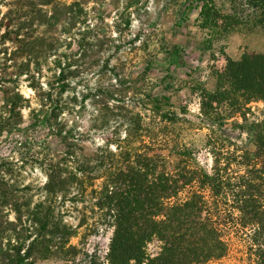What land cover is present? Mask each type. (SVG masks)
Masks as SVG:
<instances>
[{"label": "trees", "instance_id": "16d2710c", "mask_svg": "<svg viewBox=\"0 0 264 264\" xmlns=\"http://www.w3.org/2000/svg\"><path fill=\"white\" fill-rule=\"evenodd\" d=\"M23 1L27 9L9 8L0 19V138L18 134L28 142L31 130H46V140L32 141L45 180L11 184V162L0 155V264H221L232 236L264 264V113L253 109L264 101V52L239 59L225 54L215 88L200 89V129H208L211 170L200 166L196 148L183 138V126L193 124L188 109L178 113L170 96L142 91L139 82L153 63L126 92L140 95L139 103L126 105L113 85L97 93L104 107L99 111L111 112L100 128L111 137L88 149L91 133L61 117L71 86L67 50L84 8L78 1ZM245 3L248 23L264 30V0ZM193 8L199 9L200 26L212 33L232 17L214 0H187L181 24ZM19 13L25 21L11 27ZM167 52L170 64L182 58L179 47ZM22 81L34 91L37 107ZM26 108L31 121L24 126ZM231 131L245 134V142ZM103 230L110 236L101 260L82 240Z\"/></svg>", "mask_w": 264, "mask_h": 264}, {"label": "rangeland", "instance_id": "374dc122", "mask_svg": "<svg viewBox=\"0 0 264 264\" xmlns=\"http://www.w3.org/2000/svg\"><path fill=\"white\" fill-rule=\"evenodd\" d=\"M66 1L80 2L84 13L73 30L78 35L72 38L67 50L72 61L69 75L71 86L63 96L66 109L61 117L69 122V126L77 125L83 131L91 133L84 145L93 149L96 143H102L111 137V133L100 128L111 112L104 109L99 111L104 107L102 97L97 96V93H101L104 87L113 85L115 91L126 98V105L139 103L140 95L126 92L146 71L148 64L153 63L146 80L139 82L142 91L149 89L156 95L170 96L171 109L178 113L188 109L186 117L193 124L186 123L187 126H183V138L196 148L200 166L211 170L212 155L206 144L208 129H200V89L215 88L216 75L226 65L225 54L239 59L245 52H264V30L248 23L250 10L245 0H214L223 14L232 16L214 33L200 26L202 18L196 8L188 14L186 22L180 23L187 0ZM22 4L27 9L26 1L0 0V19L9 8L15 9ZM13 18L9 23L14 28L25 21L24 14L19 13ZM62 30L63 26L60 25L57 31ZM4 31L5 25L0 20V37ZM21 33L26 34L27 29L24 28ZM7 44L11 48L14 45L10 40ZM174 47L181 48L182 58L179 62L170 64L172 62L167 51ZM106 63H109L108 67ZM116 75L120 76L121 84L116 81ZM27 84V81H22V90L27 96L33 97L34 91ZM31 105L37 107L34 97ZM253 109L260 116L264 113V101L253 103ZM23 114L26 126L31 121L30 109H24ZM46 133L44 129L31 130L28 142L18 134L0 138V155L11 162V172L8 174L11 184L37 185L45 180L35 162L39 148L32 141L46 140ZM231 135L239 142L246 140V135L238 131H231ZM20 142L26 143L25 146H20ZM56 144L54 140L53 146L56 147ZM10 219H14L13 214ZM69 220L77 222L72 218ZM109 236L110 231L103 230L82 241L87 251L96 253L104 260ZM73 241L81 242L80 238ZM38 264L67 263L48 259L39 261ZM69 264H81V261ZM221 264L257 262L248 252L246 242L232 236L230 252Z\"/></svg>", "mask_w": 264, "mask_h": 264}]
</instances>
